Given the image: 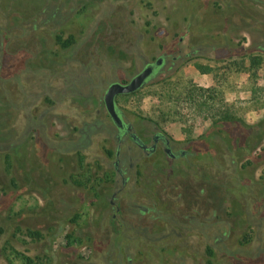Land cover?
<instances>
[{"label": "rangeland", "instance_id": "obj_1", "mask_svg": "<svg viewBox=\"0 0 264 264\" xmlns=\"http://www.w3.org/2000/svg\"><path fill=\"white\" fill-rule=\"evenodd\" d=\"M158 57L115 103L174 160L103 101ZM263 63L264 0H0V264H264Z\"/></svg>", "mask_w": 264, "mask_h": 264}, {"label": "water", "instance_id": "obj_2", "mask_svg": "<svg viewBox=\"0 0 264 264\" xmlns=\"http://www.w3.org/2000/svg\"><path fill=\"white\" fill-rule=\"evenodd\" d=\"M161 63L162 58L158 57L153 63H147L144 65V67L128 82H112L108 85L103 96V101L112 121L118 127L122 126L123 120L115 103L116 96L119 94L132 93L141 88Z\"/></svg>", "mask_w": 264, "mask_h": 264}, {"label": "flooded vegetation", "instance_id": "obj_3", "mask_svg": "<svg viewBox=\"0 0 264 264\" xmlns=\"http://www.w3.org/2000/svg\"><path fill=\"white\" fill-rule=\"evenodd\" d=\"M115 126H116V129L118 131V136L120 137L121 134H125L127 136L128 140L132 143V145L135 148H137L138 150H140V152H142L143 154H145V153L146 154H153L156 151L161 150L165 154V157H167L168 159L174 160V159L179 158L177 156V154H175L174 152H171L170 140L165 134H163L161 132H154L149 136V138H148L149 140L145 141L141 137L137 136L131 130V128L125 124L124 121H123V124L121 127H118L116 124H115ZM129 165H131V164L129 163ZM114 168H115L116 172H118L119 174H122L125 171V169H123L121 171V169L119 167V160H116L114 162ZM112 202L113 201H111V203Z\"/></svg>", "mask_w": 264, "mask_h": 264}, {"label": "crops", "instance_id": "obj_4", "mask_svg": "<svg viewBox=\"0 0 264 264\" xmlns=\"http://www.w3.org/2000/svg\"><path fill=\"white\" fill-rule=\"evenodd\" d=\"M264 65V63H263ZM199 75L196 76L195 81H198L199 83H203L202 85L205 86H212L215 84V81L212 77L209 76L207 73H198ZM232 85L230 84L225 88L224 94L226 96L229 95L232 99H237L239 97L249 96L250 91L246 88V76L245 72L241 70L236 71L231 74Z\"/></svg>", "mask_w": 264, "mask_h": 264}]
</instances>
